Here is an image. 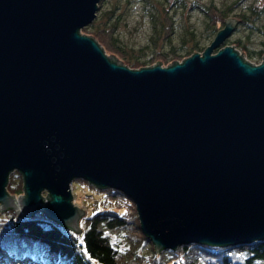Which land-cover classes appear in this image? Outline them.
I'll return each mask as SVG.
<instances>
[{
  "label": "water",
  "instance_id": "95a60500",
  "mask_svg": "<svg viewBox=\"0 0 264 264\" xmlns=\"http://www.w3.org/2000/svg\"><path fill=\"white\" fill-rule=\"evenodd\" d=\"M99 1L0 0V213L78 234L80 180L130 200L155 254L264 240V55L219 49L226 19L201 54L130 70L80 34Z\"/></svg>",
  "mask_w": 264,
  "mask_h": 264
},
{
  "label": "trees",
  "instance_id": "16d2710c",
  "mask_svg": "<svg viewBox=\"0 0 264 264\" xmlns=\"http://www.w3.org/2000/svg\"><path fill=\"white\" fill-rule=\"evenodd\" d=\"M201 11L207 20L206 30L215 36L224 26L226 13L213 5ZM103 15L106 21L102 27L91 32L83 28L80 34L91 35L105 56L114 57L131 70L150 67L156 62L161 67L171 65L172 61L180 63L193 52L204 51L198 48L189 33L188 46L183 48L184 55H177L176 50L171 49L167 53L154 52L150 59L143 61L139 56L127 54L117 45L116 23L106 26L112 14ZM236 20L240 26L253 27L244 15L236 16ZM171 35L172 20L165 14L161 36L169 42ZM233 46L248 59L261 61L264 55V44L260 50L251 52L238 40ZM75 182L86 184L80 180ZM21 187V176L12 172L5 188L7 194L19 196L22 194ZM92 189L101 195V210L82 219L79 234L55 227L42 213H36L28 219H18L10 210L3 212L2 215H9V219H0V264H264V240L247 247L199 244L180 246L172 251L161 250L155 254L151 242L140 232L132 202L114 190Z\"/></svg>",
  "mask_w": 264,
  "mask_h": 264
},
{
  "label": "rangeland",
  "instance_id": "374dc122",
  "mask_svg": "<svg viewBox=\"0 0 264 264\" xmlns=\"http://www.w3.org/2000/svg\"><path fill=\"white\" fill-rule=\"evenodd\" d=\"M210 5L225 12V20H236V16L244 15L251 22L253 26L251 29L240 26L236 22L232 33L223 41L219 49L232 47L244 61L258 66L261 61L240 55L233 43L240 41L249 52L260 50L264 44V0H103L100 5L97 4L92 23L84 28L91 32L97 27H102L103 22L106 21V16L103 14L111 12V19L107 21L106 26L112 22L116 23L117 45L127 54L139 56L141 60L147 61L154 52L167 53L173 49L176 50L177 55L182 56L184 55L183 48L188 46L189 33L197 42L198 48L202 49L208 47L214 39V35L206 30L207 20L201 11ZM165 14L172 20V35L169 42L163 40L161 36V25ZM91 25L92 27H89ZM86 36L93 38L91 35ZM216 51L214 50L212 55H215ZM196 53L201 54L202 52ZM75 181L77 180L69 184V193L71 205L84 213L78 220V229L81 230L82 219L101 210L99 206L101 195L96 193L92 186L90 188L87 183V185L79 184ZM45 196L43 192L41 197ZM0 219L7 220L9 215L5 216L0 213ZM50 222L55 227H62Z\"/></svg>",
  "mask_w": 264,
  "mask_h": 264
}]
</instances>
